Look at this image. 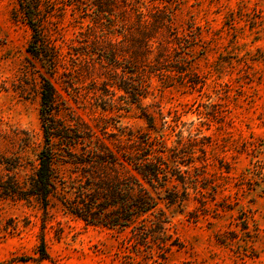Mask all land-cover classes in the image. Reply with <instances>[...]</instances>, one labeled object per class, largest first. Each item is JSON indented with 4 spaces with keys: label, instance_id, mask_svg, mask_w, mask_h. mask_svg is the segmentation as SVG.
I'll return each mask as SVG.
<instances>
[{
    "label": "rangeland",
    "instance_id": "374dc122",
    "mask_svg": "<svg viewBox=\"0 0 264 264\" xmlns=\"http://www.w3.org/2000/svg\"><path fill=\"white\" fill-rule=\"evenodd\" d=\"M51 1L41 9L60 55L53 72L29 51L33 31L19 0H0V264H264V0H155L198 37L186 83L176 71L169 85L151 79L143 103L154 126L136 105L104 109L94 99L78 58L90 16L69 0ZM42 75L61 95L60 119L79 115L109 139L149 133L165 140L169 160L182 161L185 199L169 202L171 191L184 197L175 179L155 194L176 245L136 247L130 232L87 224L57 196L44 211L35 196L14 193L30 187L44 144ZM42 237L49 257L40 254Z\"/></svg>",
    "mask_w": 264,
    "mask_h": 264
},
{
    "label": "trees",
    "instance_id": "16d2710c",
    "mask_svg": "<svg viewBox=\"0 0 264 264\" xmlns=\"http://www.w3.org/2000/svg\"><path fill=\"white\" fill-rule=\"evenodd\" d=\"M69 1L90 16L91 24L81 33L84 46L78 58L82 72L94 82V99L104 109L136 105L154 126L155 117L149 115L143 103L151 94V79L157 75L169 85L176 71L181 83H186L187 54L198 37L193 26L185 28L177 23L174 9L155 0H149L151 4L148 0ZM19 3L33 31L29 51L53 72L60 55L43 33L41 9L53 2ZM60 97L52 80L42 75L40 119L44 144L30 187L14 193L35 196L44 211L50 197L57 196L68 212L87 224L130 232L129 239L136 247L149 246L152 241L162 250L176 245L168 233V216L158 209L155 194L168 190L166 185L175 179L183 185L184 197L175 191L166 196L171 203L185 199L187 170L181 168L182 161L169 160L165 140L154 139L149 133L109 139L105 131L100 135L79 115L72 119L74 123L60 119L58 114L65 108ZM62 165L71 168L68 177L60 172ZM40 254L49 257L44 237Z\"/></svg>",
    "mask_w": 264,
    "mask_h": 264
}]
</instances>
